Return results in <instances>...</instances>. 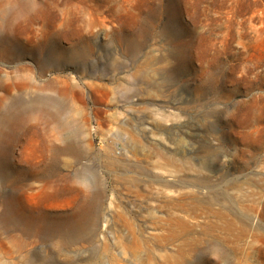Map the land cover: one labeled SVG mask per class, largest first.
I'll use <instances>...</instances> for the list:
<instances>
[{
  "label": "rangeland",
  "instance_id": "1",
  "mask_svg": "<svg viewBox=\"0 0 264 264\" xmlns=\"http://www.w3.org/2000/svg\"><path fill=\"white\" fill-rule=\"evenodd\" d=\"M23 74L67 92L85 157L60 170L93 168L104 198L82 237L38 235L80 206L33 181L21 251L1 214L48 133L3 131L0 264H264V0H0V106Z\"/></svg>",
  "mask_w": 264,
  "mask_h": 264
},
{
  "label": "bare ground",
  "instance_id": "2",
  "mask_svg": "<svg viewBox=\"0 0 264 264\" xmlns=\"http://www.w3.org/2000/svg\"><path fill=\"white\" fill-rule=\"evenodd\" d=\"M51 62L50 57L43 59L41 70L44 71L51 65ZM54 89L55 86L51 82L39 85L28 74H23L20 82L12 87V92H15L11 95L9 103L0 106V133L6 131L18 137L23 128L36 129L39 133L41 125L48 133L47 137H45L46 135L35 136L36 144L41 146L42 150L34 155V159L25 155L18 158L16 162L18 166L17 209L9 206L1 214L2 222L4 220L11 228L19 230L17 246L21 251L31 244L27 239L34 237L39 232L34 214L37 211V206H33L30 201L34 193L28 192L35 187L33 181L39 182L40 189L43 191L53 189L55 196L69 192L72 199H75L80 206L78 212H74L65 219L54 220L50 219L48 215H43L44 223L40 228L42 231L38 235L56 231L69 237H82L94 225L95 212L104 198L101 177L93 168L90 170L85 168L87 176L83 175V171L67 174L60 170L61 163L66 162L65 159H62L63 155L72 154L76 160H81L85 157V152L82 147L80 131L74 132L72 137L62 134L69 130L66 119L68 97L67 92L61 88H58L55 93L50 92ZM31 121L36 123L29 125ZM58 141L62 145L58 144ZM161 160L163 161L158 165L159 167L171 166L175 168L174 171H170L171 174L178 170V165L171 156L163 155ZM3 167L4 161L0 153V180H2ZM2 188L3 184L0 183V201L3 202Z\"/></svg>",
  "mask_w": 264,
  "mask_h": 264
}]
</instances>
